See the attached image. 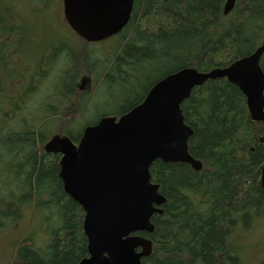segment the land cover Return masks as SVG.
<instances>
[{
  "label": "trees",
  "instance_id": "obj_1",
  "mask_svg": "<svg viewBox=\"0 0 264 264\" xmlns=\"http://www.w3.org/2000/svg\"><path fill=\"white\" fill-rule=\"evenodd\" d=\"M226 2L135 0L123 31L91 47L73 33L76 41L61 36L68 32L56 18L46 34L42 23L22 21L18 2L0 0V233L31 209L46 221L45 241L19 242L14 262L78 264L88 257L84 212L64 191L61 156L44 151L51 137L77 144L87 125L126 114L168 75L226 68L263 44L264 0H237L227 16ZM39 3L30 0L31 21ZM181 108L194 131L189 153L202 170L153 164L152 181L167 203L152 217L154 233L141 234L153 242L142 263L244 264L231 240L264 218V123L251 119L246 98L226 79L195 88ZM88 110L95 121L83 120Z\"/></svg>",
  "mask_w": 264,
  "mask_h": 264
},
{
  "label": "water",
  "instance_id": "obj_2",
  "mask_svg": "<svg viewBox=\"0 0 264 264\" xmlns=\"http://www.w3.org/2000/svg\"><path fill=\"white\" fill-rule=\"evenodd\" d=\"M135 0H63L70 27L88 43L119 34L131 18ZM236 0H227L225 14ZM264 43L254 54L224 69L200 73L180 70L159 81L142 104L119 119L105 117L88 126L75 145L69 137H53L48 153L61 154L64 190L85 212L84 233L89 257L79 264H142L152 254V241L135 235L154 233L155 214L167 202L152 183L150 168L200 162L188 152L193 130L181 105L193 90L209 80L227 79L240 89L254 122H264ZM264 190V166L261 173Z\"/></svg>",
  "mask_w": 264,
  "mask_h": 264
},
{
  "label": "rangeland",
  "instance_id": "obj_3",
  "mask_svg": "<svg viewBox=\"0 0 264 264\" xmlns=\"http://www.w3.org/2000/svg\"><path fill=\"white\" fill-rule=\"evenodd\" d=\"M11 3L18 2L17 4L19 9H21V16L23 22H31L32 25L42 23L46 31H43L47 34V23L55 22V24L61 25L62 28L65 27L68 33L61 32V36L69 35L73 41H76V38L72 32L65 26L63 22L64 15L62 8H60V0L56 3L49 5L44 1L40 2L37 0L35 6L36 14L33 15L35 19L30 20L29 15L31 12V7H29L30 0H8ZM59 2V5H58ZM35 3V1H34ZM62 3V0H61ZM52 13V15L50 14ZM56 14V16H55ZM56 18V20L54 19ZM54 23H50L49 28H52ZM55 26V25H53ZM61 28V27H60ZM38 37L37 33H33V38ZM49 44V43H48ZM108 44V42L106 43ZM93 47V46H91ZM86 86V85H85ZM99 102L100 108H103V101L100 99H95V102ZM96 113L92 110L83 116L85 122H93L97 119ZM46 221L43 219V215L39 212L33 211V209L26 211L23 219L16 226H8L0 233V264H17L14 262L15 259V246L22 242L25 238L31 237L35 240L37 245H40L45 241L46 232L44 231V226ZM232 245L237 253H239L244 264H259L264 260V218H259L254 221L252 226L248 229H239L234 236L232 237ZM43 246V245H41ZM23 264V263H20Z\"/></svg>",
  "mask_w": 264,
  "mask_h": 264
},
{
  "label": "bare ground",
  "instance_id": "obj_4",
  "mask_svg": "<svg viewBox=\"0 0 264 264\" xmlns=\"http://www.w3.org/2000/svg\"><path fill=\"white\" fill-rule=\"evenodd\" d=\"M226 3H227V2H226ZM225 6H226V4H225ZM224 14H225V9H224ZM225 15H226V14H225ZM226 16H227V15H226ZM263 43H264V42H263ZM262 45H263V44H262ZM262 45H261L260 47H262ZM260 47H259V48H260ZM259 48H258V49H259ZM258 49H257V50H258ZM257 50H256V51H257ZM256 51H255V52H256ZM255 52H254V53H255ZM254 53H253V54H254ZM251 55H252V54H251ZM251 55H249V56H251ZM263 55H264V54H263ZM249 56H247V57H249ZM247 57H244V58H247ZM244 58H241V59H239V60H242V59H244ZM239 60H237V61H239ZM237 61H236V62H237ZM234 63H235V62H234ZM234 63H233V64H234ZM227 68H228V67H227ZM191 69H192V68H191ZM184 70H186V69H184ZM156 84H157V83H156ZM84 131H85V130H84ZM44 151H45V150H44ZM45 153H46V154H55V153H48V152H46V151H45ZM56 155H60V156H61V160H60V168H61V161H62L63 156H62L61 154H56ZM61 169H62V168H61ZM60 172H61V171H60ZM158 186H159V185H158ZM36 249H38V248H36ZM142 264H143V263H142Z\"/></svg>",
  "mask_w": 264,
  "mask_h": 264
}]
</instances>
